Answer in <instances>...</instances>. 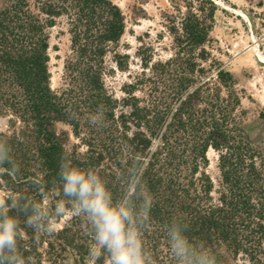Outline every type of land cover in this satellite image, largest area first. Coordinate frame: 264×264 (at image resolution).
I'll use <instances>...</instances> for the list:
<instances>
[{
  "label": "trees",
  "instance_id": "obj_1",
  "mask_svg": "<svg viewBox=\"0 0 264 264\" xmlns=\"http://www.w3.org/2000/svg\"><path fill=\"white\" fill-rule=\"evenodd\" d=\"M206 1L210 5L206 17L212 19L215 7L209 0ZM31 2L7 0L0 6V115L7 113L25 123V128L17 136H0L8 141L12 159L19 168L14 176L0 170V182L3 179L9 186L19 182L32 187L36 185L31 178L42 176L40 181L49 192L53 186L61 183L59 163L62 155L67 154L73 166L81 169L101 168L103 160L109 157L121 169L110 174L99 170V174L107 181L113 198L117 199L124 187L121 176L139 163L144 166L143 180L154 200L143 239L155 260L157 254L153 250L159 244L155 239L156 232L162 230L164 234L158 239L168 246L166 226L178 215H182L189 223L187 235L190 239L196 237L205 240L217 252L224 244L230 250L227 251L230 259L239 256L238 246L242 241L245 243V240L255 236L261 240L264 236V169L256 163L257 158L261 159L260 154L252 149L247 140L233 141L234 145L228 143L223 134V124L219 121V107L213 106L209 117L203 120L211 127L212 145L219 151L225 150L219 156L221 187L225 191L219 196V207L203 211L201 207L188 202L184 194L173 198V172L179 166H184L185 162L176 155L175 148L165 141L170 133L174 135L173 131H190L199 125L197 121H184L183 118L191 120L189 105L194 99L202 98V86H206L205 83L202 82L192 93L186 94L185 100L180 102L169 120L164 117L168 106L161 112L156 110L152 125L148 127V135L141 132L129 135L126 121H140L143 117L141 109L135 107L132 110V120L123 114L117 116V103L106 93L101 77L102 65L109 49L117 46L125 34V18L119 7L110 0ZM63 16L69 19L70 41L76 57L72 63L65 64L68 88L57 94L50 85L46 30L54 27L55 21ZM179 30L180 33L175 28L171 29L175 35L174 41L181 50L185 45L189 53L207 41L210 26L195 13L189 12ZM188 66L191 67L190 64ZM217 75L222 83L231 79L223 71ZM178 86L176 95L185 93V88L191 85L182 79ZM214 98L218 99L217 96ZM101 106L104 110L103 120L99 124H92L90 119ZM80 121H83L82 125ZM58 122L70 125L75 137H79L85 129L93 134L94 139L87 142L89 149L84 156L77 151L69 154L58 144L52 130ZM157 130L159 132L155 133ZM217 135L222 139L216 138ZM154 137H159L162 142L151 151L150 138ZM244 142L247 143L246 147ZM208 146L206 142L199 149L201 159L205 158ZM208 182L207 178L203 181L204 197H209L211 186ZM19 194L28 196L25 192ZM153 226L156 230L149 231L148 228ZM241 232L245 234L244 237ZM71 245L76 249L72 264H85L88 254L85 244L72 241ZM18 246L26 260L35 255L33 259L36 261L28 264H39L35 242H25L21 236ZM218 253L226 261L221 252ZM252 259L261 262L257 257Z\"/></svg>",
  "mask_w": 264,
  "mask_h": 264
},
{
  "label": "rangeland",
  "instance_id": "obj_2",
  "mask_svg": "<svg viewBox=\"0 0 264 264\" xmlns=\"http://www.w3.org/2000/svg\"><path fill=\"white\" fill-rule=\"evenodd\" d=\"M5 1L0 0V6ZM110 1L119 7L125 18V34L117 46L109 49L101 69L105 91L117 103L115 114H123L131 119L132 110L135 107L141 109L143 117L140 121H126L130 129L128 134L141 132L148 135V127L152 125L156 110L161 112L168 106L164 117L169 120L180 102L185 100L186 94L192 93L196 86L204 82L206 86H202V98L194 99L189 105L191 120L183 118L184 121H197L199 125L190 131H173L174 135L170 133L165 143L173 146L176 155L185 162L184 166H179L173 172V198L184 194L188 202L201 207L203 211L219 207V196L225 193L220 181L219 156L225 150L219 151L212 145L211 127L203 121L209 117L213 106L221 110L219 121L223 124V134L228 143L234 145L233 141L247 140L252 149L260 154L261 159L257 158L256 163L264 169V0H209L215 7L212 19L206 17L210 8L206 0ZM29 3H32L31 0ZM189 12L205 21L210 26V32L202 46L188 53L185 45L182 50L178 48L171 29L175 28L180 33L181 23ZM69 31L70 23L66 16L57 19L55 26L46 30L50 85L57 94L68 88L65 64L72 63L76 57ZM219 71L228 73L231 79L220 82L217 75ZM182 79L187 80L191 86L185 88V93L176 95ZM24 128L23 121L7 113L0 115V136H17ZM52 130L58 144L69 154L77 151L84 156L89 149L87 142L94 139L88 129L75 137L67 123H55ZM159 137L150 138L151 151L161 145ZM216 138L222 139L220 135ZM206 142L209 146L205 158L201 159L198 151ZM120 169L109 157L103 160L99 168L109 174ZM41 178L32 177L36 185L32 187L19 182L9 186L2 179L0 189H10L16 194L25 192L28 197L40 200V190L43 188L46 191ZM206 178L211 186L209 197H204L203 181ZM53 189L61 193L52 200L54 208L55 200L63 198L62 182L53 186L50 194ZM67 207L70 209L71 205ZM20 221L24 229L22 240L35 242L39 264H72L76 249L71 242H83L88 252L93 242L87 221L82 216L69 213L61 228L52 235L35 233L26 228L23 224L24 216H20ZM148 229L156 230L154 226ZM162 234V230L155 234L159 243L156 250H153L157 254L156 264H173L168 246L158 239ZM227 251L230 250L224 244L218 249L229 264H264V236L261 240L255 236L245 240V243L242 241L238 246L237 257L230 259ZM245 252H248L247 255ZM34 257V254L28 257V263L36 261ZM255 257L261 262L252 259ZM99 264H104L103 258Z\"/></svg>",
  "mask_w": 264,
  "mask_h": 264
},
{
  "label": "clouds",
  "instance_id": "obj_3",
  "mask_svg": "<svg viewBox=\"0 0 264 264\" xmlns=\"http://www.w3.org/2000/svg\"><path fill=\"white\" fill-rule=\"evenodd\" d=\"M103 112L102 106L97 108L90 122L101 123ZM0 170L10 176L19 171L6 139H0ZM143 175V165L137 163L129 168L121 176L122 195L114 199L99 168L75 167L64 154L59 163L63 198L55 200L54 208L52 200L61 195L56 189L50 194L42 188L40 200L0 189V264H28L18 246L24 234L21 215L26 228L52 235L61 228L69 213L84 217L89 226L93 242L85 264H99L101 258L104 264H156L143 239L153 206ZM13 212L14 215L10 214ZM166 230L173 264H226L205 240L189 238L190 225L182 215L174 216Z\"/></svg>",
  "mask_w": 264,
  "mask_h": 264
}]
</instances>
